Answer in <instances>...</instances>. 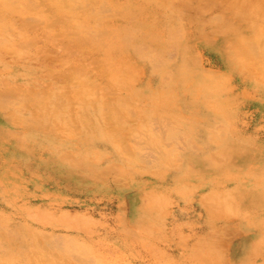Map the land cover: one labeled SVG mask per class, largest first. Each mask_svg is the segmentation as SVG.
I'll return each instance as SVG.
<instances>
[{
  "label": "rangeland",
  "instance_id": "obj_1",
  "mask_svg": "<svg viewBox=\"0 0 264 264\" xmlns=\"http://www.w3.org/2000/svg\"><path fill=\"white\" fill-rule=\"evenodd\" d=\"M35 2L0 12V264H264V0Z\"/></svg>",
  "mask_w": 264,
  "mask_h": 264
},
{
  "label": "bare ground",
  "instance_id": "obj_2",
  "mask_svg": "<svg viewBox=\"0 0 264 264\" xmlns=\"http://www.w3.org/2000/svg\"><path fill=\"white\" fill-rule=\"evenodd\" d=\"M78 3H79V5H78V7L77 6H73L74 8H80V9H86V8H89L90 7V4H89V0H76ZM216 1V0H215ZM73 2H75V1H73ZM76 2V3H77ZM179 2V1H178ZM16 3H21V4H23V6L20 8V7H15L16 5ZM35 0H0V12H2V8L3 7H1L2 6V4L4 5V8L6 9V8H8V10H9V12H11L12 14H15V15H17V17H22V21L24 22V18H25V16H23V15H26L25 13L28 11V10H30V8L32 7V6H36L35 5ZM39 3V2H38ZM101 3V2H100ZM103 3V2H102ZM101 3V4H102ZM7 4H9L8 6H7ZM40 4V3H39ZM39 4H38V6H39ZM47 4V3H46ZM263 4V3H262ZM32 5V6H31ZM175 5V4H174ZM252 5V4H251ZM69 6V5H68ZM71 6V5H70ZM71 6V7H72ZM94 6V5H93ZM100 6V5H99ZM101 6H103V5H101ZM105 6H107V5H105ZM50 7V6H49ZM51 7H54L53 5H51ZM98 6H96L95 5V7L94 8H92L93 10L96 8L97 10L98 9H100V7L99 8H97ZM73 8V9H74ZM108 8V7H107ZM127 8V7H126ZM207 8V7H206ZM104 8H102V9H100V10H103ZM208 9V8H207ZM262 9V8H261ZM33 10H34V8H33ZM108 10V9H107ZM226 10V9H225ZM40 11H42V10H40ZM43 11H46V10H43ZM47 11H48V9H47ZM73 11V10H72ZM104 11H105V9H104ZM227 11V10H226ZM259 11V10H258ZM261 11V10H260ZM5 12V11H4ZM50 12H51V9H50ZM101 12V11H100ZM99 12V13H100ZM103 12V11H102ZM107 12V11H106ZM99 13H97V14H99ZM100 14H102V13H100ZM258 14V13H257ZM73 16V15H72ZM243 16V15H242ZM260 16H261V14H260ZM75 17V16H74ZM86 17V16H85ZM87 17H89V18H91V19H93V17H92V15L90 14V13H88V16ZM86 17V18H87ZM5 18V17H4ZM61 18V17H60ZM100 18V17H99ZM20 19V18H19ZM31 19V21H33L34 23H35V25L37 24V25H44V26H46V27H48V24L47 23H52L51 22V20H48V19H43V20H39V19H37V18H33V17H31L30 18ZM40 19H41V17H40ZM62 19V18H61ZM208 19V18H207ZM246 19V18H245ZM29 20V19H28ZM82 20V19H81ZM84 21V20H83ZM55 22H57V21H55ZM58 22L60 23V21L58 20ZM34 23H31V24H34ZM53 23H54V21H53ZM77 24H79V22H76ZM95 24H96V22H95ZM204 24V23H203ZM73 26H75L74 24H72ZM86 25H88V23H86ZM27 26H31V25H27ZM78 27H73L74 29L75 28H81V27H83L84 25H82L81 26V23H80V25H77ZM95 26H97V25H95ZM34 27V26H33ZM32 27V28H33ZM52 27V26H51ZM88 27H90V26H88ZM17 28V27H16ZM72 28V27H71ZM79 28V29H80ZM86 28V27H85ZM93 28H94V26H93ZM78 30V29H77ZM82 30V29H81ZM90 31H92V30H90ZM81 32V31H80ZM93 32V31H92ZM97 32H99L98 30H97ZM97 32H95L94 31V34L96 35H98L99 36V34L97 33ZM100 33V32H99ZM89 34V33H88ZM111 34V33H110ZM90 35V34H89ZM107 35V34H106ZM105 34L104 35H102V36H106ZM253 35V34H252ZM100 37V36H99ZM91 38L93 39L94 37H92L91 36ZM96 38H98V37H96ZM108 38V37H107ZM125 38V37H124ZM122 40V39H121ZM129 40V36H128V39L126 38V41H128ZM93 41H95L96 42V40H93ZM258 43V42H257ZM263 43V42H262ZM67 44V43H66ZM32 45V44H31ZM238 45V44H237ZM240 46V45H239ZM246 48H248V47H246ZM262 48V47H261ZM264 48V47H263ZM240 49V48H239ZM238 49V50H239ZM237 50V51H238ZM244 51H246L245 50V48L243 49ZM242 51V50H241ZM251 51V50H250ZM240 52V51H239ZM258 52V51H257ZM255 53L256 52H254V53H252V54H254V56H255ZM262 53V52H261ZM246 54H248V53H246ZM246 54H244V55H246ZM249 54H250V52H249ZM264 53H262V55H263ZM264 56V55H263ZM245 58V57H244ZM252 59H254L253 57H251ZM247 59V58H246ZM249 59H250V57H249ZM248 59V60H249ZM251 59V60H252ZM256 59V58H255ZM244 60V59H243ZM174 61V60H173ZM262 61V60H261ZM255 62H257V60L255 61ZM259 63V62H258ZM256 66V65H255ZM263 66V65H262ZM259 68V67H258ZM261 69V68H260ZM252 70V69H251ZM259 72H261V71H259ZM258 72V73H259ZM256 74V73H255ZM71 77V76H70ZM71 79H73V77L71 78ZM263 82H264V80H263ZM97 91V90H96ZM76 94H78V93H76ZM90 95V94H89ZM16 98V97H15ZM26 99V98H25Z\"/></svg>",
  "mask_w": 264,
  "mask_h": 264
}]
</instances>
